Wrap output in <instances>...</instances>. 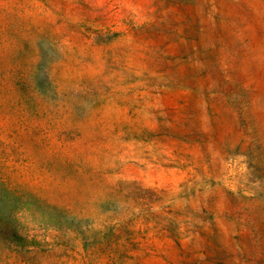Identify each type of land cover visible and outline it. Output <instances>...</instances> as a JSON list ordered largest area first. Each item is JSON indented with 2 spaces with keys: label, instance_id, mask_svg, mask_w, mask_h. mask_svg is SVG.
<instances>
[{
  "label": "rangeland",
  "instance_id": "rangeland-1",
  "mask_svg": "<svg viewBox=\"0 0 264 264\" xmlns=\"http://www.w3.org/2000/svg\"><path fill=\"white\" fill-rule=\"evenodd\" d=\"M0 264H264V0H0Z\"/></svg>",
  "mask_w": 264,
  "mask_h": 264
}]
</instances>
